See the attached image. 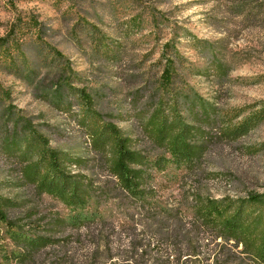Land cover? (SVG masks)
Returning a JSON list of instances; mask_svg holds the SVG:
<instances>
[{
  "label": "rangeland",
  "instance_id": "rangeland-1",
  "mask_svg": "<svg viewBox=\"0 0 264 264\" xmlns=\"http://www.w3.org/2000/svg\"><path fill=\"white\" fill-rule=\"evenodd\" d=\"M0 38L8 39L0 48V196L20 203L17 215L34 211L51 228L68 211L24 183L22 163L8 149L16 125L22 137L36 131L51 148L92 159L84 173L96 185L113 179L94 159L74 89L90 94L94 110L116 123L134 149L160 153L144 124L160 94L169 42L185 59L184 87L217 108L221 125L210 132L201 162L180 174L166 198L264 193V119L242 137L228 135L264 106V0H0ZM60 98L64 107L73 105L69 112L57 106ZM115 193L100 201L101 219L54 229L57 244L40 264L121 263L131 237L140 234L146 243V219L139 217L135 231L127 211H141Z\"/></svg>",
  "mask_w": 264,
  "mask_h": 264
},
{
  "label": "trees",
  "instance_id": "trees-1",
  "mask_svg": "<svg viewBox=\"0 0 264 264\" xmlns=\"http://www.w3.org/2000/svg\"><path fill=\"white\" fill-rule=\"evenodd\" d=\"M7 40L0 38V48ZM160 63L164 65L158 79L160 94L144 124L153 150L160 151L155 155L134 149L116 123L94 110L91 95L74 89L79 93L81 125L91 139L94 159L113 178L107 187L96 185L84 173L91 170L92 159L51 148L36 131L22 137L16 125L8 149L22 163L24 183L34 186L39 195L62 202L68 213L57 214L50 223L53 226L47 228L36 212L19 216L20 203L0 196V264H40L39 256L57 244L51 234L54 229L67 224L77 228L101 219L100 201L114 192L113 198L120 203L131 200L141 211H127L135 231L139 217L146 219V243L140 234L134 235L126 260L114 264H190L193 258L199 264H264V193L236 199L192 195L178 203L166 198L180 174L193 171L201 162L213 138L210 132L221 120L214 105L184 87L185 59L172 43L164 45ZM62 100L57 106L69 112L73 105L64 107ZM183 111L189 113L190 121ZM263 119L264 106L232 126L228 135L242 137Z\"/></svg>",
  "mask_w": 264,
  "mask_h": 264
}]
</instances>
